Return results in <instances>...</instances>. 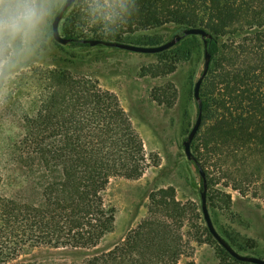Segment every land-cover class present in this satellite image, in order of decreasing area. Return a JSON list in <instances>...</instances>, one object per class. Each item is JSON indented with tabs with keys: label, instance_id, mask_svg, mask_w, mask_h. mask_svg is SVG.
Returning a JSON list of instances; mask_svg holds the SVG:
<instances>
[{
	"label": "trees",
	"instance_id": "trees-1",
	"mask_svg": "<svg viewBox=\"0 0 264 264\" xmlns=\"http://www.w3.org/2000/svg\"><path fill=\"white\" fill-rule=\"evenodd\" d=\"M62 18L66 37L123 42L126 34L164 24L177 32L206 29L211 61L200 88L202 119L215 120L194 137L200 141L193 163L205 173L213 209L231 206L229 187L264 201V0H75ZM170 50L143 71L175 70L178 58ZM28 84L36 90L35 108L23 113L15 154L0 164V264H195L192 241L213 244L218 264H256L223 248L200 207L178 199L174 186L152 189L146 215L101 246L115 225L104 194L110 180L136 179L158 157L146 152L118 95L97 79L46 67ZM171 95V86L151 90L159 103ZM26 247L46 252L40 260L19 259Z\"/></svg>",
	"mask_w": 264,
	"mask_h": 264
},
{
	"label": "rangeland",
	"instance_id": "rangeland-1",
	"mask_svg": "<svg viewBox=\"0 0 264 264\" xmlns=\"http://www.w3.org/2000/svg\"><path fill=\"white\" fill-rule=\"evenodd\" d=\"M33 2L41 6L44 15L27 35L9 36L0 25V164L15 154L14 141L21 131L23 113H31L35 108L36 90L29 84L24 86V81H30L34 74L46 67L68 69L89 75L103 88L115 92L141 135L146 152L159 160L157 165L150 162V166L136 179L114 177L110 180L104 194L107 203L115 208V225L101 246H109L121 239L146 215L148 195L155 188L174 186L177 198L194 201L202 215L201 177L193 161L187 158L183 146L198 113L193 87L204 63L202 38L188 35L169 48L172 49L169 56L178 58L175 70L155 75L150 70L143 71V68L157 64L159 53L134 52L101 44L57 42L51 33V22L65 0ZM64 21V18L60 21L61 35ZM175 33L176 25L164 24L126 34L124 39L140 45L156 39L159 44ZM221 41L224 43V38ZM166 86H171L169 99L164 98L163 103H159L151 97L153 88ZM214 120L202 119L200 128L210 126ZM196 135L200 137V133ZM197 141L193 139L191 143L194 155V143ZM227 191L232 197L229 208L213 209L207 201L216 229L227 238L231 235L244 246L237 251L264 258V201L242 195L230 187ZM191 243L194 247L191 258L195 264L219 263L213 244ZM45 250L26 247L19 259L40 260Z\"/></svg>",
	"mask_w": 264,
	"mask_h": 264
},
{
	"label": "water",
	"instance_id": "water-1",
	"mask_svg": "<svg viewBox=\"0 0 264 264\" xmlns=\"http://www.w3.org/2000/svg\"><path fill=\"white\" fill-rule=\"evenodd\" d=\"M75 0H65L63 5L61 6L59 12L54 16L52 22H51V33L53 38L61 43V44H67L71 41L75 42H81V43H88L91 46L94 45H105L110 47H118L134 52H141V53H158L161 51H164L166 49H169L176 45L181 39H183L185 36L188 35H199L203 40V46H204V63L202 71L195 81L194 87H193V96L197 101V107H198V113L196 120L190 129L186 139L183 141L184 151L188 159L192 161H196L195 155L192 153L191 150V143L198 133L201 123H202V99L200 96V88L201 84L203 82L204 77L206 76L210 61H211V54L207 49V39L211 37V34L200 26H188L182 28L179 32L175 33L170 39L157 44V45H140V44H133L123 41H116V40H108V39H100V38H78V37H66L61 35L60 33V21L63 17L64 12L66 9H68ZM198 164V163H197ZM199 174L202 177L203 180V189L200 191L201 196V211L204 218V221L206 223L207 228L209 229L210 233L213 235V237L217 240V242L225 248L234 258L240 261H247L252 262L256 264H264V258H260L255 255L250 254H243L239 251H237L216 229L212 218L210 216L208 205H207V180L205 177V173L201 167L198 168Z\"/></svg>",
	"mask_w": 264,
	"mask_h": 264
},
{
	"label": "clouds",
	"instance_id": "clouds-1",
	"mask_svg": "<svg viewBox=\"0 0 264 264\" xmlns=\"http://www.w3.org/2000/svg\"><path fill=\"white\" fill-rule=\"evenodd\" d=\"M43 15L33 0H0V25L9 36L27 35Z\"/></svg>",
	"mask_w": 264,
	"mask_h": 264
}]
</instances>
